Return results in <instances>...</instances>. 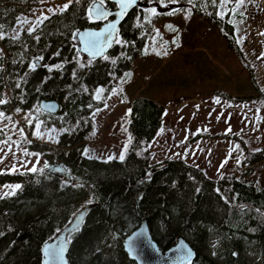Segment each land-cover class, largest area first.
Masks as SVG:
<instances>
[{
    "label": "trees",
    "instance_id": "obj_1",
    "mask_svg": "<svg viewBox=\"0 0 264 264\" xmlns=\"http://www.w3.org/2000/svg\"><path fill=\"white\" fill-rule=\"evenodd\" d=\"M143 1L145 6H136L123 16L115 39L121 43L114 41L99 59L82 55L76 41L79 29L98 27L105 20L89 19L92 0L72 3L67 10L43 20L31 34L24 31L17 39L6 36L14 20L0 23L5 34L0 40L4 49L0 91L5 87L11 91V101L0 104V113L6 116L12 109L29 110L46 127L60 129L56 145L35 141L27 147L39 152L48 164L62 163L69 175L65 178L45 168L35 173H0V184L21 185L15 195L0 199V264H42L44 242L86 205L91 207L83 224L68 235L69 264H136L122 241L144 218L161 250L173 245L180 235L189 242L195 257L185 264H264L246 257L248 251L258 250L264 258V185L234 174L212 179L182 158L151 164L148 147L160 128L164 110L159 102L146 96L129 101L131 144L123 160L84 155V141L93 126L92 111L127 77L137 57L155 54L157 20L169 16L164 13L176 5L165 8L158 0ZM179 4L216 26L228 47L248 67L227 15L221 19L219 10L210 4L206 11L184 0ZM104 5L117 7L113 0H105ZM151 8L161 15L150 17ZM32 63L37 65L34 71L30 70ZM98 88L104 90L99 100L95 96ZM42 99L56 100L57 111L41 110ZM246 158L247 164L263 160L264 147L247 151ZM154 223L162 226V232ZM210 237L221 246L219 262L205 252Z\"/></svg>",
    "mask_w": 264,
    "mask_h": 264
},
{
    "label": "rangeland",
    "instance_id": "obj_2",
    "mask_svg": "<svg viewBox=\"0 0 264 264\" xmlns=\"http://www.w3.org/2000/svg\"><path fill=\"white\" fill-rule=\"evenodd\" d=\"M66 3L68 0H0V23L14 20L12 29L6 33L11 39L16 35L13 29H18L20 36L29 28L28 24L21 26L17 17L27 18L36 29L39 18L60 12ZM177 7L180 4L169 6V10ZM240 11L244 16L231 12L227 16L248 67L204 16L194 14L186 19L181 12L158 18L155 54L137 57L131 65L130 78L118 81L102 99V105L92 111L93 126L84 141V155L120 160L130 137L129 101L146 96L164 109L160 128L148 147L151 164L182 158L202 168L212 179L234 174L264 185V159L251 164L244 160L247 151L264 147V0H245ZM168 25L179 31L168 30ZM0 50L1 57L4 49ZM114 89L118 94H113ZM0 99L11 101V91L5 87L0 91ZM38 122L41 120L29 110L12 109L0 117V173H13V167L20 172L49 166L39 152L27 146L35 141L56 145L61 130L42 123L44 138H37L34 133ZM17 184H0V194L9 191L5 186ZM153 226L162 232L160 224ZM207 244L206 254L219 262L220 244L213 237ZM246 257L251 262L264 261L258 250L248 251Z\"/></svg>",
    "mask_w": 264,
    "mask_h": 264
},
{
    "label": "water",
    "instance_id": "obj_3",
    "mask_svg": "<svg viewBox=\"0 0 264 264\" xmlns=\"http://www.w3.org/2000/svg\"><path fill=\"white\" fill-rule=\"evenodd\" d=\"M113 1L116 2V0ZM145 5L146 4L143 0H137L136 5L129 8L127 13L136 6H145ZM103 7L109 12V16L107 17V19H105L98 27H90V26L84 27L79 29L76 33L78 50L82 55H84L89 59H99L103 55L108 53V51L110 50L116 39V36L119 32V26L123 18L116 15V13L120 11L118 5L115 9H109L105 5H103ZM92 18L95 20H103V19H96L95 15H93ZM109 23H116V32L111 38L112 39L111 46H107V44H104V41L107 39V37H99L101 43L104 44L102 53L96 55L95 57H92L90 56L89 52L83 51L85 47V42L89 39V37L86 34L101 33L105 30L107 24ZM39 107L41 110L45 112L54 113L57 111L59 104L56 100L42 99L39 102ZM56 169L59 170L56 171ZM47 170L53 173H58L62 177L69 176L66 167L59 162H54L49 164ZM90 207L91 205H86L82 207L79 211H77L73 215V217L66 226L62 227L53 237H51L50 239L44 242V244L41 247L42 264H69L67 260V250L69 246L68 235L72 231H75L81 227L85 215ZM138 233H142L143 236L139 240H137L138 258H134L129 253L128 245H129V241L132 240L134 237H136ZM122 245L128 257L131 260L135 261L136 264H185V263H190L195 257V251L193 247L182 235L178 236L176 238L175 243L171 245L169 248L165 250H161L158 247L156 240L152 236L150 231V226L145 218L141 220L140 224L136 228L131 230L124 237L122 241ZM60 247H63L64 249L62 253V257L53 258L50 255V253L53 250L58 251ZM189 252L191 253L190 256L188 255Z\"/></svg>",
    "mask_w": 264,
    "mask_h": 264
},
{
    "label": "snow or ice",
    "instance_id": "obj_4",
    "mask_svg": "<svg viewBox=\"0 0 264 264\" xmlns=\"http://www.w3.org/2000/svg\"><path fill=\"white\" fill-rule=\"evenodd\" d=\"M42 2V0H41ZM79 3L80 0H68V3H66L65 5H63V7L60 9V11H65L67 10L70 5L72 3ZM158 2L160 3V5L162 7L167 8L169 4H179L181 3V0H158ZM184 2H186L187 4L192 5L193 7H197V5L200 6V8L204 9L205 11L207 10V6L210 4L212 7L219 9H226L225 11H218L217 15L223 19V17L225 15L228 14V12H231L233 15L239 13L240 16H244V12L240 11V9L242 7L245 6V0H184ZM250 2V0H249ZM105 3V0H92L91 2V6L88 8V17L89 19H91L93 17V15H95L96 19H107V17L109 16V12L103 7ZM137 3V0H116V4L119 6L120 11L118 13H116L117 16L119 17H123L125 15V13H127L128 9L135 6ZM229 4H234V7L232 8H228L227 6ZM49 11H53L52 9H49ZM185 13V18H189L192 15V8H181V7H177V8H173L170 11H168L167 13H164L166 15H176L179 13ZM149 13H150V17L153 16H158L161 15V13H159L157 11L156 8H151L149 9ZM208 15H212V13H207ZM48 19V17L44 16L41 17L37 20V24L42 23L43 20ZM17 21L18 23L23 26L24 24H28L29 28L26 29V31L29 32V34H31L32 32L35 31V26L32 25L27 18H20L17 17ZM170 30L178 32L179 30L174 28V26L172 25H168L167 26ZM13 32L16 33V35H14L13 37H11L12 39H17L19 37V31L18 29H13ZM116 32V23H109L107 24L105 30L101 33H88L86 34L89 39L85 42V47L83 49V51H87L89 52L90 56L95 57L96 55L102 53L103 51V46L104 44H107V46H111L112 44V37ZM262 35H264V33H262ZM99 37H107V39L104 41V44L101 43ZM5 39V34H4V26L0 25V40ZM37 40H39V37H36ZM117 44L121 43L120 40H116L115 41ZM173 43L176 44L177 47H179V43L177 40H174ZM0 52H2V50H0ZM147 54V53H146ZM161 53H157V55H160ZM164 55H167V52L163 53ZM2 58V57H0ZM104 59H108V57H103ZM37 59H43V57H38ZM113 63H115V61H112ZM37 67L36 63H32L31 64V69L30 70H35ZM57 68L60 67V65L56 66ZM81 67H83V65H81ZM51 70V69H49ZM126 76H128L130 78L131 74H126ZM17 87H19V84H17ZM103 89H98L97 93H96V99H101V93L103 92ZM119 91H122V89H120ZM113 94H118V90L114 89L113 90ZM110 98V97H109ZM123 102V101H122ZM216 102H219L218 100ZM7 103V101L0 99V104H4ZM107 106V105H105ZM17 111H19V109H17ZM131 113V109L128 110V114ZM3 116V113H0V117ZM10 119V118H9ZM28 123L31 125L32 124V120L29 119ZM43 122H38L35 124V135L37 136V138L43 139L44 138V133L41 132V124ZM125 131H127V129H124ZM23 130H21L22 132ZM229 131H231V129H229ZM49 139H52V136L49 134ZM128 144H131V137H129L128 140ZM239 146L237 145V148ZM128 148L127 145L125 146L124 150L121 152V155L119 157L120 160H123L125 158V153L127 152ZM88 150H85V154L87 155ZM25 155H36V154H31V153H27L25 152ZM114 157H109V159H113ZM226 163V161H225ZM44 168L47 169L48 165L45 164ZM59 169H56V171H58ZM12 172H16L18 171L15 167H13V169L11 170ZM29 171L35 173L38 171L37 168L33 167L31 169H29ZM40 172H43V169H39ZM7 188H9L8 192H4L2 194H0V199H4L8 196L11 195H15L16 191L18 189L21 188V185L17 184V185H7L5 186ZM143 236L142 233H138L136 235V237H134L132 240L129 241V245H128V250L129 253L134 257V258H138V254H137V248H138V244H137V240H139L141 237ZM64 249L63 247H60L57 250H53L50 255L53 258H61L62 257V253H63ZM188 255L190 256L191 253L189 252ZM213 255H215V253H213ZM233 255H235V253H233Z\"/></svg>",
    "mask_w": 264,
    "mask_h": 264
}]
</instances>
